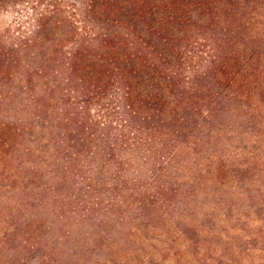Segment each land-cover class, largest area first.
I'll return each mask as SVG.
<instances>
[{"label":"rangeland","instance_id":"rangeland-1","mask_svg":"<svg viewBox=\"0 0 264 264\" xmlns=\"http://www.w3.org/2000/svg\"><path fill=\"white\" fill-rule=\"evenodd\" d=\"M34 83H0V264H264V53L160 128Z\"/></svg>","mask_w":264,"mask_h":264},{"label":"trees","instance_id":"trees-1","mask_svg":"<svg viewBox=\"0 0 264 264\" xmlns=\"http://www.w3.org/2000/svg\"><path fill=\"white\" fill-rule=\"evenodd\" d=\"M27 3L28 25L0 34V83L38 78L85 110L106 97L129 123L154 116L160 128L193 112L209 79L255 72L264 53V0H0V10Z\"/></svg>","mask_w":264,"mask_h":264}]
</instances>
